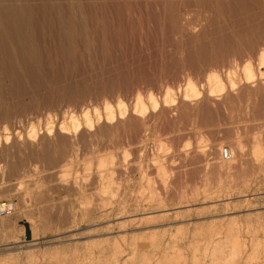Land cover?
I'll list each match as a JSON object with an SVG mask.
<instances>
[{"label": "rangeland", "instance_id": "374dc122", "mask_svg": "<svg viewBox=\"0 0 264 264\" xmlns=\"http://www.w3.org/2000/svg\"><path fill=\"white\" fill-rule=\"evenodd\" d=\"M13 7L0 264H264V0H0Z\"/></svg>", "mask_w": 264, "mask_h": 264}, {"label": "bare ground", "instance_id": "6f19581e", "mask_svg": "<svg viewBox=\"0 0 264 264\" xmlns=\"http://www.w3.org/2000/svg\"><path fill=\"white\" fill-rule=\"evenodd\" d=\"M0 12H2V13H6V14H4V15H7V14H9L10 13V17L12 18V19H15V20H19V17H20V9H19V7H13L12 9H1L0 10ZM8 17H4V19L6 20ZM10 19V18H9ZM8 20V19H7ZM260 60H261V63H263L264 62V57L263 56H261V58H260ZM244 69H245V71H246V80H249V79H251V77H252V71H251V69H250V66L249 65H246L245 67H244ZM222 90V87L219 85V84H217L216 85V87L214 88V89H211V91H210V94H213V93H215V92H220ZM190 94H186L185 96H184V98L185 99H187V98H190V97H197V96H199V92H197L195 89H194V87L193 86H190ZM150 100L152 101V108H156V106H157V104L155 103V102H153V100L151 99V96H150ZM137 101L139 102L140 101V98H138L137 99ZM169 102H172V105H174V103H175V100H170V101H168V100H165L164 101V106L165 105H167V103H169ZM123 106H124V104L122 103V102H119V107L121 108V109H123ZM105 111L107 112V114H106V120H107V122L108 121H111V120H113L114 119V115H113V112L111 111V107L109 106V105H106L105 106ZM145 111V108H143V106H140V107H135L134 108V111L132 112V114L133 115H136V114H141V113H143ZM124 112H125V110H120V112H119V114H120V116L121 115H124ZM121 119V118H120ZM85 123H84V127H86V126H89V127H91V123H89V121L88 120H85L84 121ZM79 127V125L78 124H72V127L71 128H75V129H77ZM87 128V127H86ZM47 129V132H48V134L53 130V127H47L46 128ZM67 131V129L66 128H64V127H60V132L61 133H65ZM5 136V135H4ZM36 138H37V135H36V132H34V131H32V132H30V134H29V137H28V139L31 141V142H33V141H36ZM9 139V137H5V141H7ZM228 149V151H229V153H230V158L229 159H227V160H223V159H221V161L222 162H224V163H226V161H227V163H228V161L232 158V156H233V152L229 149V148H227ZM42 157L45 159V160H47V162H49V159H50V157H51V148H50V146H49V144H46L44 147H43V149H42ZM15 209V208H14ZM3 219V218H2ZM257 244H259L258 243V241H252V243H251V248H252V250H255L257 247ZM258 246H260V245H258ZM258 249V248H257ZM257 251V250H256ZM256 251L255 252H252L253 253V255H254V253H256Z\"/></svg>", "mask_w": 264, "mask_h": 264}, {"label": "built area", "instance_id": "2783aa9c", "mask_svg": "<svg viewBox=\"0 0 264 264\" xmlns=\"http://www.w3.org/2000/svg\"><path fill=\"white\" fill-rule=\"evenodd\" d=\"M219 156L223 160H227L230 158V153L227 147L223 146L219 150ZM14 210V204L9 200H1L0 201V218L11 213Z\"/></svg>", "mask_w": 264, "mask_h": 264}]
</instances>
